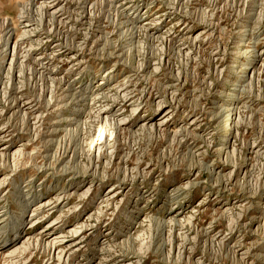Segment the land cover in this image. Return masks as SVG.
Instances as JSON below:
<instances>
[{"label":"rangeland","instance_id":"obj_1","mask_svg":"<svg viewBox=\"0 0 264 264\" xmlns=\"http://www.w3.org/2000/svg\"><path fill=\"white\" fill-rule=\"evenodd\" d=\"M30 2L0 0V264H264V0Z\"/></svg>","mask_w":264,"mask_h":264},{"label":"bare ground","instance_id":"obj_2","mask_svg":"<svg viewBox=\"0 0 264 264\" xmlns=\"http://www.w3.org/2000/svg\"><path fill=\"white\" fill-rule=\"evenodd\" d=\"M30 1H31L30 4H33V0H30ZM11 31H12V29L11 30H8L6 32V34H9ZM4 42H5V39L3 40V42H0V48L2 46V43H4ZM102 129H103V127H102ZM102 132L103 133L100 134V135H104V138L106 139L105 140L106 141L105 144L107 145V143H108L107 142L108 141V137H110L109 136L110 135V129H109V127L106 126L105 127V130L104 131L102 130ZM104 138L101 139L100 143H102V140ZM26 208L27 207H24L21 210L20 214L17 216L16 219L9 220V218H8L9 216L6 217L7 213H5L3 215H0V241H2L0 243V245H3L4 248L6 246H9V245L13 244V241H14L15 237H19L20 236L19 234L17 236H15V235L18 232V229H19V227L22 224V221H23L24 216H25V213H26ZM4 235H5V237H4ZM7 236H8V238H6Z\"/></svg>","mask_w":264,"mask_h":264}]
</instances>
